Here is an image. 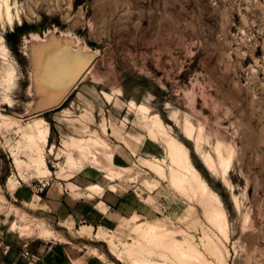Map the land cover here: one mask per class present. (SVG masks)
Returning <instances> with one entry per match:
<instances>
[{
	"label": "rangeland",
	"instance_id": "374dc122",
	"mask_svg": "<svg viewBox=\"0 0 264 264\" xmlns=\"http://www.w3.org/2000/svg\"><path fill=\"white\" fill-rule=\"evenodd\" d=\"M8 2L20 21L10 26L0 16V112L17 120L0 124L4 227L13 222L11 233L25 241L57 239L54 231L66 224L72 235H79L72 222L43 218L38 209L48 211L40 203L49 184L64 183L78 173L86 175L85 185L117 184L121 193L138 199L137 221L134 213L110 230L93 228L87 235L91 246L107 249L116 260L108 238L118 249L133 247L147 262L264 264V0ZM50 32L61 40L67 35L79 41L72 48L82 44L93 55L70 96L59 106L39 110L30 48L36 36L46 40ZM154 113L166 133L188 147L192 163L221 199L228 237L208 220L188 187L178 190L146 168V160H156L169 175L166 137L153 126ZM38 117L50 129L43 145L48 173L35 170L30 158L35 148H28L20 131ZM188 126L191 138L185 132ZM95 134L105 147L95 144L86 155L65 145L71 138ZM202 153L212 156L213 169L205 165ZM106 173L113 178H104ZM9 176L18 184L34 185L40 198L34 196L27 204L14 201L6 188ZM15 207L26 218L20 219ZM158 217L179 241L194 243L201 258L175 257L160 242L133 231L136 222ZM88 252L104 258L93 248ZM111 262L117 264L108 256L104 264Z\"/></svg>",
	"mask_w": 264,
	"mask_h": 264
},
{
	"label": "bare ground",
	"instance_id": "6f19581e",
	"mask_svg": "<svg viewBox=\"0 0 264 264\" xmlns=\"http://www.w3.org/2000/svg\"><path fill=\"white\" fill-rule=\"evenodd\" d=\"M0 16H3L6 23L10 26H13L15 22L20 21L19 14L13 12L12 5L8 2V0H0ZM48 36L49 39L46 40L36 36L32 40L30 48V58L33 64V86L35 88V94L39 98L38 105L36 104L37 109L39 110L58 104L59 101L68 93L69 89L82 71L83 65H85V54L89 51V49L82 44H80V50L78 51L73 48L71 49L69 42H62L60 39L56 38L52 32H50ZM68 37L69 36L66 35V38ZM74 41L79 43L77 40ZM137 107L141 110L145 109V111L147 109L143 104H140ZM0 120H2L0 121V124H6L9 121H12V123L17 122V120L13 119V117L11 118L1 112ZM152 122L153 126L166 137L167 152L171 160L169 164V175L166 176L163 165L159 164L156 160H146V168L160 178H168L169 182L178 190L181 187H188L195 198L200 201L204 214L208 220L223 236H225V238L228 237V220L222 201L208 182L201 176L200 171L192 163L188 147L175 137L166 133L162 118L158 113L153 114ZM49 130L48 123L42 117L35 118L25 127H21L20 130L22 137L27 142L28 148H35V154L30 158L32 165L38 173L49 172L43 154V145L48 140ZM185 132L189 138L192 137L193 130L190 126L186 127ZM71 139V141H65V145L67 147L71 146L72 148H78L84 155L89 152L90 147L95 144L104 143H101L97 134L92 135L90 138L85 140ZM196 142L198 144V141ZM103 147H105L104 144ZM218 152H220L219 147ZM109 155L110 157L113 156L111 152ZM11 156L14 157L13 162L15 166L20 167L21 160L18 158L17 152L14 148H11ZM201 156L205 165L209 169H213L214 161L212 156L207 153H202ZM104 178L111 180L113 177L109 173H106ZM17 185L18 181L14 180L11 176L7 178L6 188L9 192L12 193L17 188ZM108 187L114 192H120L117 184L110 183L108 184ZM88 188L91 191L98 193L102 190V187L98 184H92ZM15 209L19 213L20 219L26 218L25 212L18 210L17 207H15ZM134 220H138L137 215ZM65 227L72 229V226L69 224H66ZM91 231L92 229L89 226L84 227L83 230L78 233L81 236H87ZM133 231L144 238H153L155 239L154 241L160 242L165 249L172 251V255H175V257H186L188 260H199L201 258V252L197 249L194 243H190L188 240L185 242H183V240L179 241L175 238L174 232H167L165 221L161 217H158L154 221L145 220L142 222H136L133 226ZM99 232L104 233L102 230ZM48 233H51V231H48ZM168 234H170L169 239L167 242H164ZM108 242L111 247L112 254L119 261L124 263L165 264L154 263L151 261L147 262L140 256L135 255L134 248L130 246H126L124 249H118L111 238H108ZM214 248L215 247L213 246L212 249ZM93 250L97 251L95 248H93ZM75 263L78 264L79 260L75 261ZM111 264L114 263L111 262Z\"/></svg>",
	"mask_w": 264,
	"mask_h": 264
},
{
	"label": "crops",
	"instance_id": "0c3cea01",
	"mask_svg": "<svg viewBox=\"0 0 264 264\" xmlns=\"http://www.w3.org/2000/svg\"><path fill=\"white\" fill-rule=\"evenodd\" d=\"M86 175L75 174L65 180L49 184L45 191V198H42V206L48 208V211L38 207L43 218L53 217L62 219L63 222H72L75 230L79 232L84 227L110 230L117 226L123 218L132 217L134 213L137 216L140 210V204L132 193L114 192L106 184H98L102 190L98 192L91 191L85 185L83 179ZM76 178V183L71 181ZM87 182V181H86ZM75 186L72 190L70 186ZM11 198L20 203L27 204L33 201L36 196L35 186L19 183L17 188L10 195ZM39 204V205H40ZM47 212H51L47 213ZM0 218V264H28L29 259L23 256L22 250L25 243L28 244L29 251L35 255V260L30 264H104L108 261V256L97 246L89 244L93 239L88 236L72 235L67 228L64 230H55L59 238L41 239L37 236L31 241H25L19 235L15 236L11 227H4ZM88 248H95L104 258L91 255Z\"/></svg>",
	"mask_w": 264,
	"mask_h": 264
},
{
	"label": "water",
	"instance_id": "95a60500",
	"mask_svg": "<svg viewBox=\"0 0 264 264\" xmlns=\"http://www.w3.org/2000/svg\"><path fill=\"white\" fill-rule=\"evenodd\" d=\"M68 39V40H67ZM61 40V39H60ZM62 42H64V41H67V42H69V44H70V48L72 49V43L73 42H75L74 40H72L71 38H66L65 37V39L64 40H61ZM74 50H80V44L78 45V48L77 49H74ZM86 56L84 57V61H85V65H83V69H82V71L80 72V74H79V76L77 77V79L75 80V82H74V84L71 86V88L69 89V91H68V93L59 101V103L58 104H56V105H52V106H59L62 102H64L69 96H70V92H72V89L78 84V82L81 80V77H82V75H83V72H84V70L88 67V65H89V63L91 62V60H92V55H93V53L89 50L88 51V53L87 54H85ZM32 70H33V68H32ZM32 81H33V77H32ZM52 106H49V107H47V108H50V107H52ZM47 108H45V109H47Z\"/></svg>",
	"mask_w": 264,
	"mask_h": 264
},
{
	"label": "built area",
	"instance_id": "2783aa9c",
	"mask_svg": "<svg viewBox=\"0 0 264 264\" xmlns=\"http://www.w3.org/2000/svg\"><path fill=\"white\" fill-rule=\"evenodd\" d=\"M165 207V205L164 204H162L161 205V208H164ZM22 253H23V256H25V257H27L29 260H31V261H34L35 260V255H33L30 251H29V249H28V244L27 243H25L24 245H23V250H22Z\"/></svg>",
	"mask_w": 264,
	"mask_h": 264
},
{
	"label": "trees",
	"instance_id": "16d2710c",
	"mask_svg": "<svg viewBox=\"0 0 264 264\" xmlns=\"http://www.w3.org/2000/svg\"><path fill=\"white\" fill-rule=\"evenodd\" d=\"M103 251L106 253V255H108L110 258H112V259L114 260L115 263H117V264H121L118 260L114 259V258L110 255V253H109V251H108L107 249H104Z\"/></svg>",
	"mask_w": 264,
	"mask_h": 264
}]
</instances>
